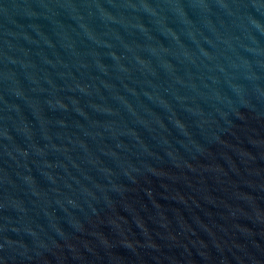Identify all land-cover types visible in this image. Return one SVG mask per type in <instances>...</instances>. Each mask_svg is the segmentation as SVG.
<instances>
[{"label": "water", "instance_id": "95a60500", "mask_svg": "<svg viewBox=\"0 0 264 264\" xmlns=\"http://www.w3.org/2000/svg\"><path fill=\"white\" fill-rule=\"evenodd\" d=\"M0 264H264V0H0Z\"/></svg>", "mask_w": 264, "mask_h": 264}]
</instances>
